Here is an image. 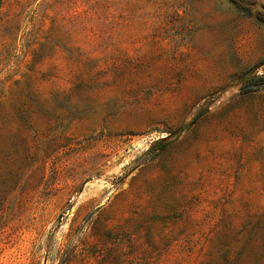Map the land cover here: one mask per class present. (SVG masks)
Listing matches in <instances>:
<instances>
[{
	"label": "rangeland",
	"instance_id": "1",
	"mask_svg": "<svg viewBox=\"0 0 264 264\" xmlns=\"http://www.w3.org/2000/svg\"><path fill=\"white\" fill-rule=\"evenodd\" d=\"M256 71L264 0H4L0 264H264Z\"/></svg>",
	"mask_w": 264,
	"mask_h": 264
},
{
	"label": "trees",
	"instance_id": "2",
	"mask_svg": "<svg viewBox=\"0 0 264 264\" xmlns=\"http://www.w3.org/2000/svg\"><path fill=\"white\" fill-rule=\"evenodd\" d=\"M3 1L4 0H0V5L2 4ZM236 82L241 84V88L246 89L247 91H252L254 90L252 88H256V87L264 85V73L258 74L257 71L250 72L246 74L245 76L237 79ZM206 112H207V109L198 111L188 123L180 127L179 131L191 128L195 123H197L200 117L203 116ZM168 139H169V136L157 140L150 149L154 150L156 147H159V146L160 148H163L166 142L168 141Z\"/></svg>",
	"mask_w": 264,
	"mask_h": 264
}]
</instances>
